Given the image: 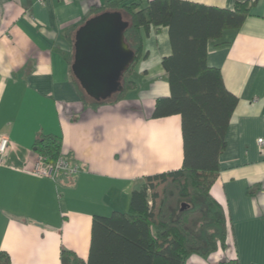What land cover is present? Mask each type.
<instances>
[{
  "label": "crops",
  "instance_id": "obj_1",
  "mask_svg": "<svg viewBox=\"0 0 264 264\" xmlns=\"http://www.w3.org/2000/svg\"><path fill=\"white\" fill-rule=\"evenodd\" d=\"M108 1L0 0V136L12 142L0 163L7 264H62L63 248L87 260L93 215L129 211L143 177L183 165L181 116H153L156 99L171 93L162 65L172 53L167 26L144 33L147 56L123 99L92 107L81 97L71 38ZM188 1L233 9L237 0ZM250 1L243 23L207 45V64L239 99L211 188L232 232L226 248L193 254L190 264H264V0ZM44 134L61 138L78 173L49 178L22 169L39 155L35 143Z\"/></svg>",
  "mask_w": 264,
  "mask_h": 264
},
{
  "label": "trees",
  "instance_id": "obj_2",
  "mask_svg": "<svg viewBox=\"0 0 264 264\" xmlns=\"http://www.w3.org/2000/svg\"><path fill=\"white\" fill-rule=\"evenodd\" d=\"M254 4L237 0L229 9L188 0H110L93 10L94 15L106 10L123 14L129 21L125 39L136 58L124 73L123 90L106 100L96 101L76 80L82 99L92 107L126 96L136 84L132 75L139 61L147 56L144 33L151 26L169 28L172 53L162 65L171 93L156 99L153 116H181L184 161L178 169L143 177L131 193L129 211L93 215L88 259L63 248L62 264H190L193 254L209 256L227 247L231 222L211 188L239 99L225 86L220 69L207 64V45L225 29L239 27ZM71 40L74 49V34ZM35 147L51 161L63 155L57 135L40 136ZM10 261L1 251L0 264Z\"/></svg>",
  "mask_w": 264,
  "mask_h": 264
},
{
  "label": "water",
  "instance_id": "obj_3",
  "mask_svg": "<svg viewBox=\"0 0 264 264\" xmlns=\"http://www.w3.org/2000/svg\"><path fill=\"white\" fill-rule=\"evenodd\" d=\"M128 26L119 10H106L87 18L75 32L72 71L96 101L124 88V73L136 58L125 39Z\"/></svg>",
  "mask_w": 264,
  "mask_h": 264
},
{
  "label": "built area",
  "instance_id": "obj_4",
  "mask_svg": "<svg viewBox=\"0 0 264 264\" xmlns=\"http://www.w3.org/2000/svg\"><path fill=\"white\" fill-rule=\"evenodd\" d=\"M41 2H45V0H41ZM259 143L264 144V139L259 138ZM11 147V139L6 135L0 136V163H5L6 156ZM22 169L35 175L56 178L64 174L71 175L78 173L80 171V165L76 161H71L63 155L57 160L51 161L47 156L39 154L31 165L28 164Z\"/></svg>",
  "mask_w": 264,
  "mask_h": 264
}]
</instances>
